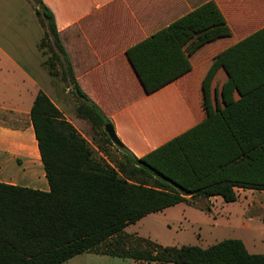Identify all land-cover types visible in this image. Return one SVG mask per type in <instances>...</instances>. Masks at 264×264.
<instances>
[{
	"label": "trees",
	"instance_id": "1",
	"mask_svg": "<svg viewBox=\"0 0 264 264\" xmlns=\"http://www.w3.org/2000/svg\"><path fill=\"white\" fill-rule=\"evenodd\" d=\"M32 1L45 29L39 44L45 64L70 87L77 117L101 135L106 156H95L88 140L42 91L29 114L0 109L1 126L22 129L32 123L50 187L45 192L0 183V264H63L81 253L139 264H264V254L250 253L240 239L207 248L164 246L126 232L147 215L199 196L233 202L236 188L264 189V27L219 56L228 70L240 65L259 84L239 101L249 106L244 121L230 124L222 112L232 138L222 143L218 125L209 119L139 158L121 141L112 142L105 131L110 120L77 82L54 13L43 0ZM127 55L146 93L192 68L173 28L140 42ZM108 146L119 156L111 157Z\"/></svg>",
	"mask_w": 264,
	"mask_h": 264
},
{
	"label": "crops",
	"instance_id": "2",
	"mask_svg": "<svg viewBox=\"0 0 264 264\" xmlns=\"http://www.w3.org/2000/svg\"><path fill=\"white\" fill-rule=\"evenodd\" d=\"M43 2L54 13L80 88L101 107L119 140L135 156L141 158L209 119L218 125V139L222 143L230 140L223 111L230 124L245 120L249 106L239 101L259 84L240 65L234 63L228 70L219 56L263 29L264 0ZM38 23L40 56H29L25 50H0V109L29 114L42 91L84 136L81 127L85 120L76 115L78 103L70 87L53 77L45 64L47 55L39 48L45 29ZM167 28H173L192 68L146 93L127 52ZM29 59L50 81L46 88L30 75ZM58 86L69 95L66 103L56 90ZM0 183L50 190L31 122L22 129L0 125ZM236 191L238 197L233 202H225L219 195L193 199L210 203L207 211L214 225L232 230L230 238L242 240L252 254H264V189L239 187Z\"/></svg>",
	"mask_w": 264,
	"mask_h": 264
},
{
	"label": "rangeland",
	"instance_id": "3",
	"mask_svg": "<svg viewBox=\"0 0 264 264\" xmlns=\"http://www.w3.org/2000/svg\"><path fill=\"white\" fill-rule=\"evenodd\" d=\"M40 29L34 14V2L32 0L31 2L29 0H0V50L13 52L25 50L29 56L33 54L34 58L40 56L37 47ZM30 61L31 59H29L27 67L30 75L36 77L46 88L50 81L45 74L43 75L41 71L38 72L35 63ZM54 82H58L57 78ZM56 90L65 103L66 100L70 99L64 88L58 86ZM82 123L81 131L95 150V156L98 158L105 157V152L100 148L101 135L86 121ZM107 148L111 157H117L118 152L115 147L108 146ZM107 159L110 157L107 156ZM208 206L210 203L204 199H198L196 202L189 200L188 203L177 204L130 224L126 228V232L149 238L164 246L196 245L207 248L234 235L232 230L214 225V218L207 211ZM63 264L139 263L130 258L121 259L108 255L81 253Z\"/></svg>",
	"mask_w": 264,
	"mask_h": 264
},
{
	"label": "water",
	"instance_id": "4",
	"mask_svg": "<svg viewBox=\"0 0 264 264\" xmlns=\"http://www.w3.org/2000/svg\"><path fill=\"white\" fill-rule=\"evenodd\" d=\"M105 131L106 133L108 134V136L111 138L112 142L115 144V145H119L120 144V140L119 138L117 137L116 133H115V130H114V127L111 123H108L106 126H105Z\"/></svg>",
	"mask_w": 264,
	"mask_h": 264
}]
</instances>
